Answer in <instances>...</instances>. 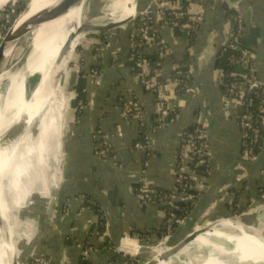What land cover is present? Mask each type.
<instances>
[{
  "label": "crops",
  "instance_id": "1",
  "mask_svg": "<svg viewBox=\"0 0 264 264\" xmlns=\"http://www.w3.org/2000/svg\"><path fill=\"white\" fill-rule=\"evenodd\" d=\"M194 3L191 6L194 11L204 12L194 40L178 29L158 28L159 40L169 49L161 66L162 79L171 81L172 70L177 66H186L192 71L189 87L179 95L174 91L171 96V102L179 106V119L163 130L155 128L159 113L157 99L138 88L135 82L130 44L125 36L131 25L126 27L122 41L116 40L114 48L108 40L111 45L101 52L99 63H95L99 84L84 71L70 69L65 82V90L71 94L68 101L72 103L69 102L70 110L65 120V125L69 123L71 128L64 145L66 167L61 176L52 224L41 223L42 234L49 227L54 229L57 243L45 242L39 252L41 256L51 257L52 263L136 264L146 258L149 254H140V247L158 242L150 231L162 228L166 210L163 204L141 205L134 194L135 187L145 176L161 191L178 190L175 171L179 133L195 124L207 128L211 165L191 214L175 233L185 234L206 218L236 215L238 204L241 205L240 213H249L243 217L247 223L250 217L253 219L254 210L261 211L260 205L264 204V137L258 159L245 161L241 130L232 108L226 106L221 88L223 69L219 67V60L227 53L244 49L253 55L264 82V0H197ZM235 4L237 10L233 8ZM230 11L235 17L240 16L243 23L237 41L231 36L236 30H231L228 24L233 17ZM85 48L80 57L89 58L90 53H86ZM146 50L151 56L157 48L152 45ZM130 98L143 104L148 118L150 156L144 175L145 153L135 149V144L142 141L138 123L122 117V104ZM81 103L89 107L79 109ZM101 138L111 146V152L103 158L94 155ZM59 150L58 147V155ZM61 151L62 159L63 144ZM178 194L180 198L176 203L185 200L183 194ZM214 202L218 204L208 217L206 212ZM48 205L49 202L44 211ZM125 237L139 247L134 256L118 250ZM85 251L89 253L87 261L83 257Z\"/></svg>",
  "mask_w": 264,
  "mask_h": 264
},
{
  "label": "bare ground",
  "instance_id": "2",
  "mask_svg": "<svg viewBox=\"0 0 264 264\" xmlns=\"http://www.w3.org/2000/svg\"><path fill=\"white\" fill-rule=\"evenodd\" d=\"M136 1L112 0L109 3L108 18L93 19L90 22L105 24L109 21L131 19L129 24L131 25L138 14ZM6 2L7 0H0V8ZM62 2L63 0H30L13 29L16 32L41 15L45 16L52 12ZM86 6L87 4L82 8V18L78 21L66 22L69 17L74 16V13L80 14V8L63 19L40 28L33 42L26 49V60L22 63L18 60L8 68L7 64L17 47L5 53L6 60L0 68V264H14L18 259L14 236L19 225L11 216V203L9 204L6 194L12 192L15 194V207L26 199L24 196L27 187L21 181L24 177H30L32 173H37L41 178L45 176V172L49 169L48 148L55 143L53 141L59 143L62 137L66 103L62 82L68 73L63 71L76 42L88 33L77 36L71 42L67 53L64 47L67 40L82 26ZM79 14L76 16L78 17ZM60 71L63 75L54 84L55 76L59 77ZM5 83L2 88L1 84ZM36 123L38 132L35 135L32 129ZM24 126L26 129L23 128ZM12 129V133H9ZM19 130L21 134L17 136L16 132ZM60 168L59 164L58 169ZM51 202L56 203V199L49 200V203ZM241 220L243 217L219 220L217 226L200 231L175 255H172L174 247H169L167 240L157 242L149 252V255L154 254L150 259H155L156 264H264V235L258 230H250ZM230 230L239 233L238 235L230 233ZM157 247L159 249L155 250ZM122 248L134 255L139 247L135 242L125 239ZM211 250L216 251L217 254L209 255ZM199 253H201L200 257H195ZM165 255L168 256L160 260Z\"/></svg>",
  "mask_w": 264,
  "mask_h": 264
},
{
  "label": "built area",
  "instance_id": "3",
  "mask_svg": "<svg viewBox=\"0 0 264 264\" xmlns=\"http://www.w3.org/2000/svg\"><path fill=\"white\" fill-rule=\"evenodd\" d=\"M193 3L194 1L190 0H156V7L142 12L143 16H139V21L136 24L133 22L127 32L136 85L145 92L154 95L159 105L155 127L157 130H163L167 125L179 119V106L171 102V96L174 91L178 95L180 94L179 91H185L189 87L188 81L192 76V71L189 67L177 66L172 70L171 81H164L162 79L161 66L169 53V49L165 43L159 40L158 28L169 26L182 31L188 39H191L199 29L204 18L203 11H194L191 8ZM233 8L238 9L236 4ZM228 24L231 30H236L231 32V36L234 41H237L243 28L242 19L238 15L230 17ZM152 45H155L157 48L155 51L156 59H152L146 50ZM101 52L97 50L94 54V62L99 61ZM116 58L117 56L114 57V59ZM228 62L233 67L231 75L236 76L239 80L223 90V95L227 108H232L241 130L242 158L247 162H252L258 157L256 149L260 144L264 128V115L260 117L258 115L259 112L264 113V82L259 76L256 60L248 51L240 49L238 53L234 52L230 54ZM88 74L94 79L96 84L100 83L97 66L88 71ZM223 77L224 71L221 70V83ZM255 98H260L258 104L254 103ZM86 106L88 105L80 104L82 109ZM121 111L124 119H132L138 123L139 135L142 141L135 144V149L145 153V161L143 162L144 175L145 170L149 167L150 156L147 114L143 104L136 98L124 101ZM110 152L111 146L106 141L101 140V144L95 149L94 155L100 158ZM202 164L208 165L209 168L211 165L208 131L206 126L195 124L179 133V149L176 157L175 171L177 184L182 185L184 183L187 184V181H193L200 191L203 178L195 169ZM190 165H193V167ZM238 180L240 181V178ZM185 184L184 186H186ZM134 194L143 206L163 204L170 209L175 208L176 200L180 198L177 190L161 191L154 187L145 176L136 185ZM262 197L264 202V193ZM184 199L193 200V205H195L197 197L187 195ZM217 204L218 202H214L208 208L206 212L207 216L212 213ZM240 206L238 204L237 214L235 215L237 218H242L249 214L248 212L240 213ZM206 223L210 224L211 221H207ZM184 224L185 219L178 218L170 212L165 224L166 233L162 236L164 241L168 240ZM151 232H154L152 234L154 238H161L156 231ZM136 238L140 240V236ZM125 239L129 238L125 237L121 240L118 250L132 255L122 248ZM136 242L140 246L139 242ZM88 255V251H85L83 256L84 261H87ZM31 259L34 260L32 263L30 262L31 264H51L50 259L44 256Z\"/></svg>",
  "mask_w": 264,
  "mask_h": 264
},
{
  "label": "rangeland",
  "instance_id": "4",
  "mask_svg": "<svg viewBox=\"0 0 264 264\" xmlns=\"http://www.w3.org/2000/svg\"><path fill=\"white\" fill-rule=\"evenodd\" d=\"M26 1L29 4L30 0H11L1 9V11H0V41L3 39V37H4L3 35H5L7 33V31L12 28V26L19 19L20 15H22V13L26 9V7H25L24 10L19 14L17 12L19 2H26ZM111 1L112 0H89L87 3L86 9L83 13V19L85 20L88 18L89 20H93V19H106V18H108L109 3ZM96 6L98 8H96ZM154 7H156L155 3L153 4V8ZM93 8H95V9L93 11L94 16H92L93 17V19H92V18H89V15H90V10H92ZM139 16L141 17L143 15L141 14ZM139 16H137L136 20L134 21L135 24H136V22L139 21V19H140ZM41 17H43V16L41 15ZM41 17H39V18H41ZM131 24H133V22ZM127 26H130V25H127ZM127 26H123L119 29L109 31L107 33H88V34L83 35L76 42L75 48L71 54V57L69 58L67 65L65 67V70L63 71V73L65 71H67L68 73L65 75L66 78H64V81L62 82L63 83V85H62L63 91L62 92H63V94L65 96V100H66L65 113H64V118H63V128H62V133H61L62 137L59 139V143H56V141H53L55 143L54 144L52 143V145L48 148L49 169L45 172L46 174H45V176H43V178L39 177L37 175V173L36 174L32 173L30 175V177H24V179H23V181H21V183L22 184L25 183V187H27L25 190V196H24V197H26V199L22 200V203L20 202L21 205L19 206V209L17 207H15V205H14L15 194L13 192L11 194L10 193L6 194V197L8 199L9 204L11 203L10 204L11 216L17 221V224L19 225L18 228H16V230H15V236H14L15 249H16V253H17L16 257H18L19 260L21 261V257L27 256L28 258H27V260H25L24 264H26V263L31 264L32 262H34V260H32L31 258L42 257L41 255H39V252L41 251L40 248L43 245H45V242L51 243L50 245H55L57 243V240L55 238V234L53 232L54 229H52L51 227L48 228V230L45 234H42V232H41L43 229V228H41L42 220L39 216H40V213L42 212V210H44V208L46 207L47 202H49V200H48L49 198H50V201L55 198L56 199L55 205H57V197H58V193H59L60 185H61V176L64 174L65 167H66L67 156H66V153L64 150V145H65V142H66L68 135L71 134V128L68 127L69 123L67 124L68 126L65 125V123H66L65 120L67 118V112H68L67 110L69 109V106H70V104H69L70 101H68V100H69V97L71 94H68V91L65 90V88H66L65 82L68 78L69 72H71L70 69L74 68L79 73L84 71V73H86L89 76L88 71H90L92 68L96 67L95 63H99V61L98 62L93 61L94 54L97 52V50L102 51V52L106 51L108 49V46L111 45V44H109V41H110V43H112L113 48H114L116 40L120 39L122 41V38H124L123 35L126 34L125 30H126ZM38 32H39V29L36 32H34L30 37L24 39L18 45L15 53L13 54L12 59L7 64L8 68L10 67V65L11 66L14 65L22 57L24 51H26V49H28V46H30V44L33 42V40L37 36ZM125 36H127V34ZM87 45H88V47H86ZM79 46H81V47L78 48ZM120 47H121V45L117 46V48H120ZM84 48L86 50V53H90V55L88 56L89 58H87L86 56L80 57L81 52L83 51ZM82 53H84V52H82ZM115 56H117V55H115ZM88 60L90 62H88ZM88 63L90 65L91 64H95V65L89 66ZM87 66H89V67H87ZM5 85L6 84H4L3 87ZM72 102H73V100H72ZM71 105H72V103H71ZM79 109H82V108L79 106ZM36 127H37V123L34 125V127L32 129L33 130L32 133L35 135L38 132ZM101 139L103 140V138H101ZM62 144H63V154H62V159H61V153H62L61 146H62ZM55 145H56V147H55ZM58 147L60 149L59 155H58L59 152H57ZM59 164L61 167L60 170L58 169ZM34 197H36V198L34 199ZM263 205L262 204L260 205L261 211L259 209L254 210V212H253V214H254L253 219L254 220L253 219L251 220L250 219L251 217H250L249 223L244 222L245 219H243L241 221L245 225L254 227L256 230L260 231L261 234L264 235V206ZM53 215H54V212H53ZM233 216H235V215H233ZM206 219L207 220L202 223V226H207V228L212 227V224H214L213 221L215 219L214 218H206ZM207 221H212V224L210 225L209 223H206ZM217 225L218 224H215V226H217ZM196 228H198V226ZM196 228L191 229L189 232L193 231ZM250 230H254V229H250ZM230 231H231L230 233H234L237 235L239 233L236 230H230ZM189 232H187L185 234H181L180 236H178L175 239V242L174 241L171 242L172 244L169 242L170 245H173V244L179 242ZM23 233H26V235ZM160 237L161 238L157 237L158 239L157 238H155V239L158 240V242L164 241V238H162V236H160ZM27 243H28V245H26ZM25 245H26L27 250L25 249ZM159 247H157L155 250L159 249ZM204 253L206 254V252H204ZM214 253L217 254L216 251L211 250L209 252V255H213ZM200 254L201 253H199L195 257H200ZM153 256H154V254H150V255L146 256V258L138 260V262L136 264H143V263H145L146 260H149ZM201 257H202V255H201ZM46 258L50 259L51 264H54V263H52L53 261H52L51 257L48 258V256H46ZM182 260L184 261V259H182Z\"/></svg>",
  "mask_w": 264,
  "mask_h": 264
},
{
  "label": "water",
  "instance_id": "5",
  "mask_svg": "<svg viewBox=\"0 0 264 264\" xmlns=\"http://www.w3.org/2000/svg\"><path fill=\"white\" fill-rule=\"evenodd\" d=\"M10 1L11 0H7V2L0 8V11ZM88 1L89 0H63V2L59 6H57L52 12L46 14L45 16H43V17H41L39 19H36L34 21H31V22L25 24L24 26L20 27L16 32L13 29V27H14V25H13L12 28L7 31V33L4 35L3 39L0 41V68L3 65L4 61L6 60L5 53L8 50H10V49L18 47V45L24 39L30 37L38 29L42 28L45 25H48L49 23H53L56 20L63 19L64 17L69 15L71 12L76 11L79 8H80V14L79 13H76V14L74 13L73 14L74 16L69 17V19L66 20V22L80 20L82 18L81 17V15H82L81 14V10H82L83 7H85V5L88 3ZM139 1L138 0L136 1V2H138V10H137L138 14H137V16H139L142 12L153 8L152 5H153V3L156 2V0H141V2H139ZM96 8H97V6H96ZM94 9L95 8L90 10L89 18L93 19L92 16H94V13H93ZM77 14H79L78 17L76 16ZM130 22H131V19L130 20H125V21H119V22L109 21V22H107L105 24H102V23H94V24H92L90 22V20H84L83 23H82V26H80L76 30L75 34H73V36H71L70 39L67 40V42L65 44V47H64V51H65V53H67L69 51V47L71 45V42L77 36H79L82 33H85V32H87V33H107L109 31H113V30L119 29V28H121L123 26H127V25L130 24ZM26 51L24 52L25 54L23 53L22 57L19 59V63H22L23 61L26 60V56H27ZM62 75L63 74L60 71L59 72V77L57 75L55 76V79L53 81L54 84H56L57 80L61 79ZM3 85L1 84V87H3ZM56 86H55V88H56ZM35 121H37V119ZM23 128L26 129L25 126ZM13 129L9 133H12ZM22 132H23V129H22ZM20 134H21L20 130L16 132L17 136H19ZM257 159H258V157L256 158V160ZM256 160H254V161H256ZM254 161H252V162H254ZM54 210H55V203L54 202L49 203V205L47 207V210L45 212L44 218H43L41 223H43V224H52V217H53ZM234 218L235 219H242V218H237L236 216L220 217V218H217V219H215L213 221L214 224H212V221H211L210 225L212 224V226H214L221 219H232V220H234ZM206 230H207V226H202V224L198 225V228H196L193 231L189 232L179 242H177V243H175L173 245H170L171 240L174 239V238H177L178 237V233H174L173 235H171L168 238L167 243H168V246L170 245L169 247H174L173 248L174 251H173L172 255L177 254L181 249H183L185 247V245L190 243L192 241V239H194L195 236L200 231H206ZM155 245L156 244H153L151 246H141L139 252L141 254H144V253L149 254V252H151V250H152V247H154ZM167 256L168 255L163 256V258H160V260L165 259V257H167ZM169 256H171V255H169ZM27 258H28L27 256L21 257V261L18 258L16 261H14V264H20V263L24 264L25 260H27ZM143 264H156V261H155V259L152 258V259L146 260L145 263H143Z\"/></svg>",
  "mask_w": 264,
  "mask_h": 264
},
{
  "label": "trees",
  "instance_id": "6",
  "mask_svg": "<svg viewBox=\"0 0 264 264\" xmlns=\"http://www.w3.org/2000/svg\"><path fill=\"white\" fill-rule=\"evenodd\" d=\"M190 1H197V0H190ZM28 5V2H19V6L17 8V12L20 14L24 8ZM229 15L231 16H235V13L232 11L228 12ZM4 36V35H3ZM195 34L192 36V39L194 40ZM230 56V54L228 53L225 57L220 58L219 60V67H221L224 71V77L222 79V83H221V88L222 90H225L228 86L232 85L234 82L238 81L239 79H237L236 76H232L231 73L233 71V67L229 64L228 62V57ZM152 59H156L155 54L151 55ZM188 68V67H187ZM180 93H183V91H179ZM260 102V98H255L254 103L258 104ZM259 117L264 115V113H258ZM263 137H264V128L262 131V135L260 138V144L258 146L257 150V154L259 155L261 153L262 150V146H263ZM191 167H193V165H190ZM197 173L203 178L205 179L208 176L209 173V166L206 164H202L199 165L196 169ZM187 184H185L186 186H184V184H178L177 188H178V193L183 194L184 197H186L187 195H192L194 197H198L200 194L199 189L196 186V183L193 181H187ZM36 197H34L35 199ZM196 201V199H195ZM195 205H193V200H181L179 202L176 203L175 208H168L167 206H163L166 209V218L164 220L163 226L162 228H160L159 231H156L158 233L159 236H163L166 233V221L168 218L169 213H173L176 217L178 218H182V219H186L188 218V216L191 214L193 208ZM45 215V211L42 210V212L40 213V218L41 220H43ZM104 220H101V223L103 224ZM149 235V234H146Z\"/></svg>",
  "mask_w": 264,
  "mask_h": 264
}]
</instances>
